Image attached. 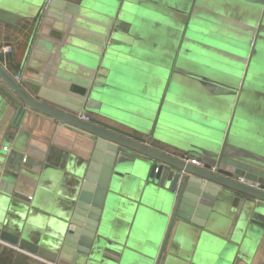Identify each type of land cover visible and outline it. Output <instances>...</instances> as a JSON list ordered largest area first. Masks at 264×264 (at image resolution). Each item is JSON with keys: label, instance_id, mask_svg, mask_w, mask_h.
<instances>
[{"label": "water", "instance_id": "95a60500", "mask_svg": "<svg viewBox=\"0 0 264 264\" xmlns=\"http://www.w3.org/2000/svg\"><path fill=\"white\" fill-rule=\"evenodd\" d=\"M251 1L257 12H251L253 5L246 11L256 15L255 26L248 25L244 35L252 45L246 68L244 72L234 68L227 74L228 82L215 85L192 69L195 57L179 58L178 31L169 34L166 51L171 58L142 47L151 31L158 34L161 28L167 35L161 25L165 12L145 11L151 7L150 0H0V22L15 24L23 17L20 12L31 6L38 11V21L42 19L27 52L23 80L18 81L0 63L3 92L17 109L16 118L27 111L39 112L94 139L91 156L78 173L80 188L73 210L58 224L55 249L28 239L20 227L9 230L1 222L0 239L60 264H166L165 247L177 218L204 226L213 217L224 216L223 209L236 201L239 206L264 210V138L253 135L256 121L244 118L236 126L243 94L250 86L258 88L247 82L248 66L255 65L260 44L264 45V15L259 18L264 0ZM171 2L180 13L194 11L193 1ZM189 21L197 24L198 18L191 13ZM189 27L180 35L182 46L203 45L193 43L192 36L188 40ZM237 48L229 50L227 57L239 58L234 61L240 65L243 54ZM195 81L202 90L235 95L236 101L232 106V99L220 104L222 108L206 122L199 116L194 119L193 112L182 105H188L193 93L189 86ZM85 109L135 123L147 140L85 120L79 116ZM153 136L187 150L205 166L151 145ZM13 154L6 159L8 164ZM212 165L218 169L212 170ZM10 168L17 169L18 161ZM14 176L2 171L0 164V203L13 192ZM117 200H121L126 226L119 231L107 219ZM166 223L158 246L153 226ZM222 245L219 241L213 247L206 264L229 260L232 244Z\"/></svg>", "mask_w": 264, "mask_h": 264}, {"label": "crops", "instance_id": "0c3cea01", "mask_svg": "<svg viewBox=\"0 0 264 264\" xmlns=\"http://www.w3.org/2000/svg\"><path fill=\"white\" fill-rule=\"evenodd\" d=\"M20 13L23 17L15 24L0 22V47L3 44L12 45V51L0 52V63L13 76L18 74L23 80L29 63L27 52L32 48V38L39 30L42 19L39 18L38 21L37 10L32 6L26 12ZM36 22L37 27H34ZM158 29L161 31L158 34L154 31L148 33L146 43L142 42V47L157 51V55L171 58L166 48L171 44L168 42L171 39L169 34L173 31L166 30L165 36L164 30ZM228 81L229 79L225 80ZM3 86L5 88L0 80V156L2 153L5 156L0 164L2 171H8L15 176L12 179L13 192L5 195L7 199L0 203V222L9 230L20 227L21 231H27L28 239L41 245L45 242L49 249H55L59 239L58 224L63 222L67 214L69 217L73 210L80 188V182H77L78 173L91 156L94 139L90 133L80 128L39 112L27 111L17 119V109L3 92ZM202 93L215 99L214 103L198 113L204 122L214 115L216 109L222 108L220 104L232 99V106L236 101L235 95L227 97L212 94L209 89H203ZM263 98L264 90L250 86L243 94L242 110L264 115V112L260 111ZM230 105L228 116L232 111ZM182 106L186 110L188 105ZM195 108L200 109V106ZM83 113L88 114L94 122L130 137L147 140V135L142 133L135 123L88 109ZM257 129L258 127H253V135L262 139ZM150 143L171 153L188 152L160 140L159 137L153 136ZM11 154L13 156L8 164L6 159ZM17 161L18 168H10V165H15ZM16 191L19 192L17 195ZM120 202L121 200L113 202L107 216L109 225L118 231L126 227ZM243 205L239 206L236 201L234 205L223 209L224 216L213 217L212 221L208 220L204 226L177 218L172 226L163 260L169 258L166 264H200L195 263L197 260L206 264L210 261L213 247H217L221 241L222 247L232 244V255L225 264H264V210L257 211L256 208ZM219 213L221 212L218 211ZM166 228L167 223L153 226V230L157 231L158 246ZM0 264L50 263L0 240Z\"/></svg>", "mask_w": 264, "mask_h": 264}, {"label": "rangeland", "instance_id": "374dc122", "mask_svg": "<svg viewBox=\"0 0 264 264\" xmlns=\"http://www.w3.org/2000/svg\"><path fill=\"white\" fill-rule=\"evenodd\" d=\"M28 1V0H24ZM172 0H161L154 2L150 0L151 7L145 8L146 12H165V20L162 21V26L167 30L178 31L179 43L177 47V53L179 58H183L186 55L193 56L197 61L192 63V69L199 74H203L209 80V84L222 85L227 79V74L232 73L234 68L240 67L243 72L248 63V59L251 53V47L249 38H245L244 35L248 31V25L255 26L256 15H250L248 11L249 6L256 5L251 0H190L193 1V12L187 14L178 12ZM147 5V3H146ZM251 12L256 11L251 9ZM38 12V11H37ZM186 12V11H184ZM199 12V13H197ZM257 12V11H256ZM259 18L264 15V5L259 10ZM195 14L198 18L197 24H193L189 21L190 14ZM264 17V16H263ZM218 19V20H217ZM216 23V25H215ZM190 25L187 38L192 36L193 43L201 42L203 45H193L192 48H186L182 46L184 39L180 37L184 34L185 27ZM194 27L192 30L191 27ZM219 34V37L218 35ZM192 34V35H191ZM187 38L185 37L186 41ZM238 46V50L243 54V58L238 65L237 57H227V53L233 47ZM262 46L261 53L258 49V58L255 61V65L248 66L249 76L247 82L254 83L258 88H264V45ZM256 70V71H255ZM253 73V76L251 77ZM255 77V78H254ZM217 80V81H213ZM187 81V80H186ZM141 80L140 83H143ZM188 84V81H187ZM192 96L187 98L188 106L186 110L193 112L194 119L197 118L198 113L203 112L208 105L214 103L215 99L212 96L204 95L202 93L201 86L198 81H195L189 86ZM263 90V89H262ZM200 106V109L195 107ZM258 107V106H257ZM212 109V108H211ZM260 111L264 112V98L263 104L260 106ZM215 115V112H213ZM240 116L237 120L236 126H240V122L246 118L248 120L256 121V127H258V135L264 138V115L254 111L241 110ZM236 123V122H235Z\"/></svg>", "mask_w": 264, "mask_h": 264}, {"label": "built area", "instance_id": "2783aa9c", "mask_svg": "<svg viewBox=\"0 0 264 264\" xmlns=\"http://www.w3.org/2000/svg\"><path fill=\"white\" fill-rule=\"evenodd\" d=\"M10 51H12V45H11V44H3V45L0 47V52H10ZM15 78H16L18 81H22V80H21V76H19L18 74L15 75ZM79 116H80L81 118L85 119V120H91V117H90L88 114H86V113H83V112H82V113H79ZM180 155H181V157H182L183 159H185L186 161H190V162H192V163H195V164H198V165L205 166L204 162L200 161V160H199L198 158H196V157H192V156H190V154H189L188 152H183V153H181ZM211 169H212V170H217L218 168H217L215 165H212V166H211ZM0 240L3 241V242H5V243L10 244V243L7 242V241H4V240H2V239H0ZM10 245H12V244H10ZM13 246H15V245H13ZM16 247L20 249V247H18V246H16ZM23 250H24V249H23ZM27 252H29V251H27ZM29 253H30V252H29ZM30 254H32V255H34V256H37V257H39L40 259L49 262L50 264H60L59 262L57 263L56 260L53 261V260L47 259V258H45V257H41V256L36 255V254H33V253H30Z\"/></svg>", "mask_w": 264, "mask_h": 264}, {"label": "trees", "instance_id": "16d2710c", "mask_svg": "<svg viewBox=\"0 0 264 264\" xmlns=\"http://www.w3.org/2000/svg\"><path fill=\"white\" fill-rule=\"evenodd\" d=\"M36 26V23H35V25H34V27Z\"/></svg>", "mask_w": 264, "mask_h": 264}]
</instances>
